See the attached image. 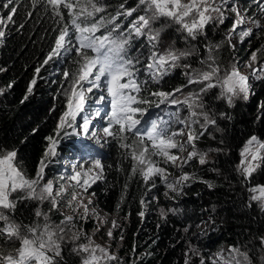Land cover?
<instances>
[{"label": "snow or ice", "instance_id": "6c2138e0", "mask_svg": "<svg viewBox=\"0 0 264 264\" xmlns=\"http://www.w3.org/2000/svg\"><path fill=\"white\" fill-rule=\"evenodd\" d=\"M20 2L22 0H0V6L10 9L8 22H14L18 12V7L14 5ZM31 2L33 10L44 4L46 11L51 10L53 22L64 25L57 29L59 34L55 36L54 45L45 57L43 65L36 68V74L38 75L41 67L50 61L59 62L73 54L76 57L72 61L75 69L68 68L63 71L61 91L66 97L65 110L59 116L55 135L46 137L49 143L35 176L29 178L16 165V151L0 152V236L6 237L9 242H19V247L14 251L7 254L0 252V264H58V258H63L62 246L66 239L75 245L72 251L82 257L81 264H111L119 258L109 249L95 244L82 229H77L73 216H65L59 223H54L49 213L37 207L35 216L42 217L43 223L23 224L14 219L17 204L21 200H38L41 204L50 201L51 211L58 209L61 199L69 189H73L71 198L67 201L68 207L72 208L74 213L82 208L80 219L84 221L90 216H95L98 225L107 223L106 219L99 217L95 209L89 208L91 199L84 203V193L104 178L105 165L99 157H82L80 162L72 164L70 176H59V181H67V184L52 179L44 182L46 167L48 164L59 162L57 158L60 153L57 149L63 139L71 136H84L97 144H100L102 139L104 144L110 139L116 140L126 156H130L133 161L132 175L139 173L146 185L151 183V188L156 187L154 178L159 177L167 189L164 195L170 199L175 197L169 193L183 194L187 182L195 179L194 174L183 171L184 167L194 158H198L200 165H205L209 162V153L223 151L215 148L205 152L196 146V142L208 133L210 127H215L218 132L222 131L217 125V114L205 103V94L211 89L219 88L217 99L226 101L227 105L232 107L237 99L247 101L253 94V85L250 82L252 79L264 80V64L253 67V64L258 62V52L261 49L251 53L247 65L251 71L248 74L241 73L237 63L222 66L216 55L225 43L235 49V35L238 34L243 42L245 38H250L255 30L264 28V0H252L257 11L251 16L247 15L251 7L241 11L239 0H138L134 8L121 4L120 11L110 19L104 16V0H86V6L82 7L78 14L74 13L73 4L65 0ZM61 6L68 10L71 17L66 23ZM141 7L143 14L138 15L126 30H121L119 18L132 17ZM228 11L235 14L236 19L224 40L204 45L205 55L199 60L200 67L194 68L190 62H185L190 61L200 51L198 46L191 42L200 37L206 39L209 26L223 25L229 19L226 14ZM32 14L30 11L27 16L30 18ZM162 20L165 22L161 23ZM249 23L252 27H243ZM2 24L3 21L0 20V25ZM157 24L160 26L156 27ZM173 26L187 45L184 49L177 48L175 41L165 46L162 34ZM23 27L21 24L20 28ZM101 30L103 34H99ZM5 34V31H0V38ZM134 37L144 38L147 42L148 55L142 68L139 57L129 54ZM178 68L183 69L186 85L172 91H152L148 97L142 95L149 85H159ZM141 71L144 79L140 78ZM35 84L36 77L28 85L29 95L32 94ZM64 84H67L66 88L63 87ZM190 85L201 87L198 91H190L184 95V89ZM8 87H12V84ZM98 89H103L106 95L101 93L95 98L96 107L92 113L95 117L108 121L102 128L103 138L99 135V130L92 126L93 119L90 116H83L82 120H78V116L84 113L86 104L91 99L90 94ZM27 98L25 96V99ZM105 104H110V111L104 112ZM261 108L264 109V104ZM153 109L156 110L155 115L152 114ZM184 109H187L188 115L182 117ZM51 111H55V106ZM219 117L231 119L223 112L219 113ZM197 125L199 132L196 130ZM185 132L187 140L181 142L177 137L185 135ZM130 138H134L131 143ZM189 145L192 151L188 152L186 158L176 154L183 152ZM239 155L240 161L236 170L243 177V181L247 182L258 168L264 166V140L256 135L250 136ZM168 165L181 171V175L175 180L169 179L170 174L166 167ZM201 182L206 183L209 189L214 187L202 178ZM57 183L59 187H56ZM124 187L127 190V184ZM248 191L251 194L249 206L252 202H257L261 211H264V185L250 187ZM17 192L24 195L13 199V193ZM140 205L142 210L138 215L143 218L146 210L144 196L140 199ZM119 206L118 204L117 208ZM178 212L179 209L176 208L160 210L162 218H166L168 213ZM116 227L117 222L113 220L112 228L108 231L110 238L113 235L112 229ZM183 230L188 233L190 229L185 227ZM81 238L86 242L80 243ZM259 243L261 251L264 252V236L259 237ZM227 251V258L218 253L216 258L208 257L207 260H210L211 264H220L221 261L222 264H253L250 252L242 251L240 246L230 245ZM184 255V264H193V256L199 257L200 264H207L200 249L191 243ZM259 260L260 264H264V255H261Z\"/></svg>", "mask_w": 264, "mask_h": 264}, {"label": "trees", "instance_id": "16d2710c", "mask_svg": "<svg viewBox=\"0 0 264 264\" xmlns=\"http://www.w3.org/2000/svg\"><path fill=\"white\" fill-rule=\"evenodd\" d=\"M66 2L74 3L73 11L86 6V0ZM121 4L134 8L138 0H104V16L110 19L120 11ZM14 6L18 7L14 22L7 21L10 9L0 6V20L3 21L0 31L6 33L0 38V69H4L0 71V152L16 151L23 171L29 177H34L49 143L46 137L55 135L56 124L65 105V102L56 104L54 101L63 81V71L68 68L75 69L72 61L76 57L73 55L68 61H50L41 67L37 75L36 68L43 65L54 45L55 36L59 34L57 29L64 25L53 22L51 10L46 11L44 4L33 10L31 0H22ZM88 7L90 10V6ZM249 7H252V3L243 5V8ZM61 10L66 23L71 17L67 9L61 6ZM30 11L33 14L29 18L27 13ZM129 19L130 17L119 18L118 22L121 28L125 27L124 30L133 21ZM21 24L24 25L22 29ZM99 34H103V30ZM219 42L220 40L216 41ZM257 43L254 44V50L260 49L261 43L256 46ZM146 47V39L134 37L129 54L142 61L148 50L143 55L141 51ZM221 52L226 53L223 46ZM34 77L36 84L29 95L28 85ZM140 78H145L142 71ZM9 84L12 87H8ZM181 85H184V79L176 69L159 85H149L142 95L148 97L150 92L156 90L172 91ZM252 92L247 101L238 100L232 107L226 103L222 105V111L231 119H224L220 126L222 131L215 133L213 137V141L223 149L213 158V169H216V173L206 172L205 166L202 170L196 169L193 172L195 179L187 182L183 194L170 193L174 199L158 197L153 202L150 194L158 189L165 191L166 187L160 179L154 178L156 187L151 188V183L146 185L139 173L132 175L133 161L130 156H126L116 140L110 139L105 150L97 151L105 165L104 178L93 184L88 192L100 209L121 218V225L114 230L113 237L115 243H119L118 252L125 264H184V254L190 243L199 248L201 254L205 253L206 248L214 251L222 245H238L242 250L249 251L251 256H256L261 250L259 237L264 236V211L254 202L249 206L251 194L248 188L264 185V166L258 168L247 182L243 181V177L236 170L240 161L239 152L245 141L252 135L264 138V109L261 108L264 104V80H255ZM97 94V90L90 94L91 99L87 102L84 113L80 115V120L93 110L94 103L91 100ZM25 96L28 98L25 99ZM54 106L55 111H51ZM154 111L155 109L152 111L153 115ZM95 128L103 138V133H100L102 129L98 126ZM77 138L89 140L84 136ZM132 139L134 138L129 139V143ZM78 149L74 138L63 139L58 147L59 162L48 164L47 173L59 177L61 174L67 175L68 169L72 172V164L80 161L72 162L68 158L70 153L74 154ZM65 162L68 164L67 168L63 166ZM201 178L212 183L214 187L209 189L206 183L201 182ZM142 196L146 200L143 218L138 215L142 210ZM159 208H176L179 212L168 213L166 218H162ZM15 219L23 224H31L34 216L30 214V208L21 204L17 205ZM185 227H189L188 233L184 232ZM6 239L0 236V252L4 254L12 251ZM59 262L74 264L71 259L67 263ZM192 262L200 264L199 257L193 256ZM207 264H211V261L207 260Z\"/></svg>", "mask_w": 264, "mask_h": 264}, {"label": "rangeland", "instance_id": "374dc122", "mask_svg": "<svg viewBox=\"0 0 264 264\" xmlns=\"http://www.w3.org/2000/svg\"><path fill=\"white\" fill-rule=\"evenodd\" d=\"M67 0H65L66 2ZM240 4L242 5L241 11H243V5L247 6L248 4L252 3V0H239ZM72 3L74 6L73 2H69ZM231 7V5H229V8ZM257 11V8L252 4L251 7V11L250 13H247V15L251 16L253 13H255ZM75 13L80 12L79 9H75L74 11ZM143 14V7H141L136 13H134V15L132 17H130L129 20H134L135 18L133 17H137L138 15ZM227 16L229 17V19H227L225 21V23L219 27H216L215 25L213 26H209L207 28V38L205 39L204 37H200L197 41H192L191 43L196 44L198 46V48L200 49L199 54H197L196 56H193L190 61H185V62H190L192 64V66L194 68L196 67H200L199 64V60L201 58V56L205 55L204 53V45L206 43L212 42V43H216L217 40H224V37L227 35L229 29L231 28V25L233 23V21L236 19L235 14H233L231 11H228ZM165 21H161V23H164ZM160 25L157 24L156 27H159ZM243 27L247 28V27H252V25L246 24ZM124 28H121V30H124ZM239 31V30H238ZM162 39L165 42V46H167V44L172 43L173 41L176 42L175 46L179 49H184L185 47H187V45L185 44L182 36L176 31L175 26L168 28L163 34H162ZM256 46H258L260 43V49L261 51L258 52V62L256 64H253V67H258L262 64H264V28L255 30L253 35L250 38H245V40L243 42L240 41V37L239 35H235L233 37V43L236 45L235 49L233 50L232 48L228 47L227 43H225L223 45V48L226 50V53L221 52V49L216 53V55L219 57L220 63L222 66L227 67L228 65L232 64V63H237L239 66V69L241 71V73L243 74H248L251 70L247 67V65L249 64L250 61V57H251V53L254 50L255 46L254 44H256ZM145 50H147V47L145 49H142L141 53H145ZM230 53V55H229ZM74 55V54H73ZM73 55H70L67 57V59H61L63 61H68L72 58ZM148 55V52L144 55V57L142 58V62L146 63L145 57ZM177 71L179 73L182 74L183 79H184V85L187 84V80L186 77L183 74V69L182 68H178ZM256 79H252L250 82L253 85V82ZM67 84H64L63 87L66 88ZM201 87V85H190L187 86L184 89V95H186L188 92L190 91H198L199 88ZM62 88V84L60 86V89L57 91L55 97H54V101L56 104H60L61 102H65L66 104V97L63 94V92L61 91ZM98 94H105L106 92H104L103 89H98ZM219 88H214L211 89L207 94H205V103L208 105L209 109L213 112H215L217 114V125L221 126L222 122L224 119L219 117V113H222V105L223 103H226V101L224 100H218L217 96L219 95ZM96 96V97H97ZM238 100H243L242 98L237 99ZM235 101V102H236ZM92 103H94V107H96L95 105V99L91 100ZM227 104V103H226ZM87 105V104H86ZM65 110V105L63 107V111ZM62 111V112H63ZM110 111V104H105L104 106V112ZM156 110L154 111V115H155ZM224 113V112H223ZM88 116H90L93 119V127L98 126L99 128H103L106 126V122H108L106 119H102L100 117H95L91 112H88ZM104 113L102 112V115ZM188 112L187 109H184L182 112V117L183 116H187ZM80 116H78V120ZM196 130L197 132H199V126H196ZM218 131H216L215 127H210L208 129V133H206L204 136H202L197 142H196V146L199 150L201 151H205L207 152L209 149H215V148H220V145L218 143H216V141H213V137L214 134L217 133ZM100 133H103L102 130L100 131ZM103 136V135H102ZM78 136H71L69 138H74L75 139V143L77 144V148L78 151L76 153H70L71 156L70 158H68L70 161H81V158H88V157H99L97 151H103L106 149V144H104L102 141L100 144H97L95 142H92L91 140H79L77 138ZM259 139L264 140L263 137H261L260 135L257 136ZM178 140H180L181 142L186 141L187 140V133L185 132V135L181 136V137H177ZM81 145V146H80ZM58 150V149H57ZM175 152V150H173ZM192 151V147L186 146V148L184 149L183 152H179L176 153L184 158L187 157L188 152ZM218 152H211L209 153V162L205 165H200L198 162V158H194L190 164H188L187 166L184 167L183 171L188 172V173H192L195 172L196 169L202 170L203 167L205 166L206 168H204L206 170V172H210V173H216V171L213 170V158L214 155L217 154ZM76 158V159H72V158ZM15 163L18 167H20L22 170H24L23 166H21L22 164L20 163L19 159H17V157L15 158ZM63 166L65 168H67L68 164L63 163ZM161 166H165V165H161ZM168 168V172L170 174L169 179L170 180H175L177 177H179L181 175V171L178 168L172 167L171 165L166 166ZM24 172V171H23ZM68 174L67 175H71V169L66 171ZM25 173V172H24ZM26 174V173H25ZM27 175V174H26ZM28 176V175H27ZM29 177V176H28ZM45 181L46 182L48 179H52L54 181H58L59 183H65L67 184V181H59V177H53L51 175H49L47 173V169L45 170ZM32 178V177H29ZM158 179H160L159 177H156ZM59 183L56 184V187H59ZM162 183V182H161ZM163 184V183H162ZM164 185V184H163ZM165 186V185H164ZM76 191H80L79 189H75ZM73 189H69L68 193L61 199L60 203H59V207L58 209H54L51 210V203L50 201H45L43 202V204H41L38 200H21L17 205H21V204H25V206L29 209L30 208V214L34 216V221L31 222V224L33 223H43V219L41 218H37L35 216V210L37 207H39L43 212L49 213V216L51 218V220L54 223H59L65 216H73L74 217V224L76 226L77 229H82L89 237H91L94 241L95 244H98L104 248L109 249V251L116 255L119 259L111 262V264H125L124 259L122 257H120L119 252H118V247H119V243H115L114 241V235H112V237L110 238L108 236V231L109 229L112 228V221L116 220L117 225L119 227V225H121V218L117 215L114 214H109L107 212H104L102 209H100L95 203H94V197L89 193H84V203H87L88 199L92 200V204L89 205L90 209H95L99 215V217L101 219H106L107 223L104 224H99L98 225V221L97 218L95 216H90L87 221H84L82 219H80V216L83 214V209H79L77 212H73V209L68 207L67 205V201L71 198V193H72ZM167 190L163 191V189H158L155 193L150 194V196L153 198V202H156L158 197H162V198H169L166 197L164 195V193ZM24 195L23 193L17 192V193H13L12 198L13 199H18L20 196ZM170 195V193H169ZM257 204V206L260 208L259 203L254 202ZM162 208H159V212ZM15 219V216H14ZM17 222H20L19 220L15 219ZM22 223V222H21ZM118 227H116L115 229H112L113 233L114 230H116ZM99 228V230H97ZM6 238V237H5ZM7 240V239H6ZM8 241V240H7ZM80 243H84L86 241L83 240V238H81V240L79 241ZM8 244L10 245V249H12V251H14L16 248L19 247V242L18 241H8ZM75 245L68 239H66V241L64 242L63 246H62V259L58 258V264H60L59 261L67 263L68 260H72L74 262V264H81V260L82 257L78 256L76 253H74L72 251V248ZM228 248L226 245H222L220 248L212 251L210 248H206L205 249V253H203V255L205 257H212V258H216V255L218 253L222 254L225 258H227L228 255ZM242 251H246V250H242ZM261 255H264V252H262L261 250L258 251V253L254 254V256H251L253 259V264H260V260L259 257ZM222 263V261L220 262Z\"/></svg>", "mask_w": 264, "mask_h": 264}]
</instances>
